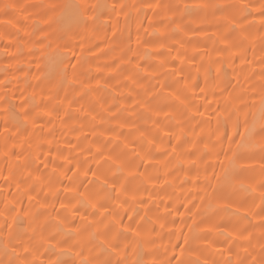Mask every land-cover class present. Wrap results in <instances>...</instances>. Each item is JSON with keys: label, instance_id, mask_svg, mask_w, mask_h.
Listing matches in <instances>:
<instances>
[{"label": "bare ground", "instance_id": "6f19581e", "mask_svg": "<svg viewBox=\"0 0 264 264\" xmlns=\"http://www.w3.org/2000/svg\"><path fill=\"white\" fill-rule=\"evenodd\" d=\"M66 2L0 0V264H264V0Z\"/></svg>", "mask_w": 264, "mask_h": 264}, {"label": "snow or ice", "instance_id": "6c2138e0", "mask_svg": "<svg viewBox=\"0 0 264 264\" xmlns=\"http://www.w3.org/2000/svg\"><path fill=\"white\" fill-rule=\"evenodd\" d=\"M14 5H5V8H12ZM101 5H93L82 2H77V0H69V2L63 4H54L50 6V10L55 13V16L52 18V22L55 25H58L62 29H71L76 26L85 25L88 23H94L97 19L95 15L96 10L100 9ZM203 7H207L204 5ZM250 5H244V8H250ZM264 8V5L261 6ZM189 6L185 5V9H188ZM92 13L91 17L89 14ZM261 15L264 16V12H261ZM60 64H63V61H60ZM260 129L261 132H264V99L261 102L260 109ZM239 127V124L237 125ZM256 122L253 121L249 124L247 117L244 120V131L239 133L240 140L236 144V151L233 153V167L230 171L232 177H239L245 173L254 172L255 169L246 166L248 162L257 155L256 149L259 150V155L261 160H264V143H255L253 137L257 135L256 132ZM260 172L264 173V163L260 164ZM95 175V173L93 174ZM107 182L105 181V184ZM261 187H264V181L261 182ZM262 203H264V194H262ZM231 207V205H228ZM261 211L264 212V208H261ZM184 243L187 244L188 240L185 239ZM111 247V246H110ZM184 255V249H180V256ZM83 264H90V262L85 261ZM107 264V262H105ZM170 264V262H169ZM176 264H185L183 259H176ZM199 264V261L197 262ZM207 264V261L204 262Z\"/></svg>", "mask_w": 264, "mask_h": 264}]
</instances>
